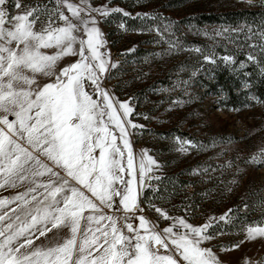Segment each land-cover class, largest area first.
<instances>
[{
    "label": "snow or ice",
    "instance_id": "6c2138e0",
    "mask_svg": "<svg viewBox=\"0 0 264 264\" xmlns=\"http://www.w3.org/2000/svg\"><path fill=\"white\" fill-rule=\"evenodd\" d=\"M8 3L0 0V189L27 187L0 197V210L16 205L0 211V264H221L212 249L202 246L215 238L207 230L216 218L193 226L155 207L163 219L172 221L170 226L159 230L143 215L138 216V227L129 222L138 191L132 187L136 176L128 128L142 126L124 119L133 112L129 102L115 100L102 85L117 62L101 51L105 41L92 13L131 14L107 6L91 8L88 0H57L56 20L62 23L50 15L37 30L38 7L9 16ZM15 7L22 8L21 0H15ZM46 49L55 51L48 54ZM65 57L78 59L57 70ZM38 76L54 80L41 82ZM179 143L178 151H188L190 141ZM125 150L127 168L122 163ZM144 155L140 187L151 171ZM147 159L150 165L156 163ZM246 163L264 164V149ZM125 172L132 179H125ZM114 204L117 210L123 208L122 226L121 216L105 214ZM226 219L228 213L219 217ZM62 229L67 234L61 236ZM53 230L55 236L48 240ZM243 231L244 240L232 248L264 238V226ZM42 237L48 243L38 244Z\"/></svg>",
    "mask_w": 264,
    "mask_h": 264
},
{
    "label": "rangeland",
    "instance_id": "374dc122",
    "mask_svg": "<svg viewBox=\"0 0 264 264\" xmlns=\"http://www.w3.org/2000/svg\"><path fill=\"white\" fill-rule=\"evenodd\" d=\"M171 1L88 0L91 8L107 6L120 8L131 14L124 16L123 13L113 12L103 17L98 13H92L105 41L101 51L107 54L111 62H117V68L105 74L102 85L115 100L129 102L133 112L124 119L142 126L128 128L136 176L132 187L138 191L136 204L139 207L136 219L129 222L138 227V216L143 215L156 224L159 230L170 226L172 221L163 219L155 211V207L166 210L170 217L183 218L193 226L204 225L210 218H216L207 230L215 238L204 241L203 247L212 249L221 264H245L246 259L251 261V264H264V238L244 241L239 248H232V245L244 240L245 228L264 226V164L246 163L254 154L264 149V101L259 100L246 83L242 85L237 108L228 106L222 93L195 86L198 74L204 71L206 64L211 61L223 59L234 65L237 72L246 61L245 59L237 61L239 53L244 54L248 60H254L260 53L263 55L264 21L261 19L246 26L205 25L199 34L193 31L186 40H180L178 35L172 34L171 27L173 20L192 11L255 8V4L260 0H253L251 4L248 0H189L178 7H173ZM71 2L78 4L80 0ZM21 3L22 8L17 9L15 0H9L7 5L9 16L22 13L29 7H38L40 18L35 25L37 30L47 23L50 15L56 20L57 0H21ZM62 10L66 15H71L66 8ZM146 13L149 15L144 16ZM126 18L145 19L146 28L130 30L125 25ZM56 22L62 23L58 20ZM121 24L124 25L123 28ZM225 39L229 40L228 43L237 51L236 55L222 54L213 48L214 43ZM116 40V44L113 45ZM139 47L150 49V52L142 57H131L128 63H123L125 55L135 52ZM44 51L52 54L55 50ZM76 59L78 57L63 58L58 63L57 70ZM130 78H134L135 84L141 86L149 85L152 80L154 82L163 79L168 84L159 81L152 87L154 94L144 99L140 108H137L138 97H134L130 92L132 86L125 87V81ZM38 79L41 82H52L54 77L38 76ZM122 88L126 89L122 91ZM179 130H185L189 136L183 137ZM115 131L118 134V130ZM222 136L228 139L222 141L225 139ZM181 140L191 142L187 145L188 151H178ZM118 143L122 146V142ZM145 153L143 162L151 171L145 173L144 184L140 187L137 183L139 166L141 156ZM241 155L245 156L244 159H241ZM149 156L156 162L155 164H149L147 159ZM229 161L232 162L231 167L226 166ZM122 163L127 168V150ZM236 164H240L238 165L240 167L239 172L234 174L233 168ZM195 169H199V174H193ZM181 171L186 178L195 182V185L188 183L180 194L174 196L160 194L149 202L144 200L146 188L154 187L157 191L156 181ZM123 175L126 179H132L127 172ZM147 180L150 182L147 183ZM26 187L27 185L17 189H0V197L16 195L25 191ZM195 187L199 191L206 188L213 190L191 197ZM249 191L256 194L255 201H258L255 207L262 212L263 221L239 223L237 228L227 231L232 216L229 210L239 204L236 203V195L244 194L241 199L249 204V199L245 196ZM198 196L200 197L197 200ZM244 206L246 208L247 205ZM14 207L15 204H10L0 211L7 212ZM119 210L114 214H119L123 222V208L120 206ZM115 211H118L116 205ZM226 213L229 219L219 220V217ZM83 223L82 221V225ZM55 233L56 230L49 233L48 240H52ZM65 234L67 229L60 230L61 236ZM48 240L42 237L37 243H48ZM225 248L232 250L225 251L223 250Z\"/></svg>",
    "mask_w": 264,
    "mask_h": 264
},
{
    "label": "trees",
    "instance_id": "16d2710c",
    "mask_svg": "<svg viewBox=\"0 0 264 264\" xmlns=\"http://www.w3.org/2000/svg\"><path fill=\"white\" fill-rule=\"evenodd\" d=\"M187 1L189 0H172L171 5L173 7H178L187 3ZM255 6V8L245 7L238 9H225L222 11H215L209 9L192 11L190 14H185L181 16V18L172 21V34L178 35L181 38L180 40H186V38H188L193 31H197L199 34L200 30L205 25L226 24L228 26H246L248 24L258 22L261 19H263L264 21V0H260L255 4ZM144 24L145 19H125V25L130 30L145 29L146 26H144ZM116 42L117 40L113 42V45H115ZM228 42L229 40L227 39L221 40L218 43H214L213 48L222 54L234 55L235 53L236 55L237 51L234 50L231 44ZM149 52L150 49L139 47L135 50V52H132L131 54H126L123 63H128L131 57H142ZM243 55L244 54L239 53L237 61L240 62L243 61L242 59H245V64H242L241 68L237 72L235 71L234 65L225 62L223 59L209 62L204 67V71L200 72V74H198L197 78L195 79V86L202 88L205 87V89L211 90L212 92H216L218 94L222 93L225 96L227 105L232 108H237L239 105L238 97L239 94L242 93V85L246 83L250 87V89H252L254 95L259 100L264 101V54H258L257 56H255L254 60H248ZM152 81L148 83L149 85L142 86L141 84L136 85V81L134 78H130L128 81H125V87L126 85L132 86V90H130V92L134 94V97H138V102L136 106L137 108H140L141 102L144 99H148V96L150 97L151 94H154V92L152 91V87L157 85L159 81H163V83L168 84V82H165L164 79L156 80L154 82ZM125 89L126 88H122V91H124ZM87 90L90 93L92 92L91 88L87 87ZM117 91L121 90L117 89ZM93 98L96 99L97 97L93 95ZM179 131L183 137L189 136L187 135L188 132H186L185 130ZM222 137L225 138L226 136ZM227 139L228 138H225L222 141H226ZM237 139L240 140V138ZM243 157L245 156H242L241 159H244ZM237 163H239L238 160ZM238 165L240 164H236V166L233 168L234 174H237L239 172L238 167L240 166ZM236 168L237 170H235ZM230 169L232 168H229V170ZM156 183L158 185L157 191L154 187L146 188L144 193L145 201L149 202L151 201V199L154 200L160 194L174 196L180 194V192L183 190V187L188 183L191 185H195V182H192L188 178H186V175L183 174V171L174 172L173 174H170L167 177L160 178L158 181H156ZM196 187L194 189V192L191 194V197L192 195L197 196L200 195V193L203 194L204 192H211L212 189L206 188L205 190L202 189L199 191ZM243 195H236V203L239 204L234 206L231 210V222L230 226H228L227 231H230L235 227L237 228L239 226V223H252L255 221H263L262 212L257 210L258 208L255 207V204H257L258 201H255V192L249 191L247 194L245 193V196H247L249 199V204L248 202L246 204V201H242L241 197ZM199 197L200 196L197 197V200L199 199ZM171 198L172 197H170V199ZM244 205H247L246 208ZM123 224L124 221L122 222L121 217V219L119 220V225L122 226ZM124 231L125 234H129L127 233L126 229Z\"/></svg>",
    "mask_w": 264,
    "mask_h": 264
},
{
    "label": "crops",
    "instance_id": "0c3cea01",
    "mask_svg": "<svg viewBox=\"0 0 264 264\" xmlns=\"http://www.w3.org/2000/svg\"><path fill=\"white\" fill-rule=\"evenodd\" d=\"M129 179V178H128ZM119 197H118V199L116 198V201H119ZM121 208H122V206H121ZM122 210V209H121ZM120 210H118V211H115V204H114V206H113V208H110V209H105V214H107V215H113L115 212H119ZM87 213V212H86ZM88 214V213H87ZM86 214V215H87ZM103 223H107V221H104ZM135 226V225H134ZM93 227H95V225H93Z\"/></svg>",
    "mask_w": 264,
    "mask_h": 264
},
{
    "label": "built area",
    "instance_id": "2783aa9c",
    "mask_svg": "<svg viewBox=\"0 0 264 264\" xmlns=\"http://www.w3.org/2000/svg\"><path fill=\"white\" fill-rule=\"evenodd\" d=\"M149 182H150V181L147 180V183H149ZM138 212H139V207L137 206V209H136V211H135L134 214H132V213L128 214L129 216L132 217V219H130V220H135V219H136V216H137V214H138Z\"/></svg>",
    "mask_w": 264,
    "mask_h": 264
}]
</instances>
